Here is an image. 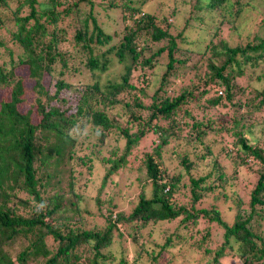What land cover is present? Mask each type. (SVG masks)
<instances>
[{"label": "trees", "instance_id": "obj_1", "mask_svg": "<svg viewBox=\"0 0 264 264\" xmlns=\"http://www.w3.org/2000/svg\"><path fill=\"white\" fill-rule=\"evenodd\" d=\"M152 1L0 0V264H128L126 256L106 250L114 233L122 237L120 226L135 246L146 225L178 221L179 231L164 236L161 252L149 257L150 264H169L198 218L222 229L220 245L203 264H220L231 255L240 264H264L263 236L253 230L264 218V147L250 141L255 124L245 123L264 112V34L249 30L246 21L255 7L251 0H193L197 13L218 10L220 20L195 63V54L178 45L187 44V26L171 33L167 16L146 11ZM111 8L120 28L107 33L99 19L109 18ZM228 26L236 34L244 29L245 36L226 42L220 33ZM114 64L121 65V74L109 79ZM160 67L159 84L143 101ZM28 95L32 107L21 112ZM220 110L230 111L232 119L209 114ZM83 128L84 139L92 140L86 147ZM149 134V151L137 153L133 168L131 150ZM106 139L115 144L107 157L97 158L92 148ZM223 160L248 166L257 177L248 211L236 202L230 225L213 205L199 207L229 180L220 171ZM99 165V191L130 168L139 188L127 214H112V198L94 197L96 209L107 212L103 227L88 226L82 191ZM176 192L187 194L189 203L176 202ZM161 253L169 258L160 263Z\"/></svg>", "mask_w": 264, "mask_h": 264}, {"label": "rangeland", "instance_id": "obj_2", "mask_svg": "<svg viewBox=\"0 0 264 264\" xmlns=\"http://www.w3.org/2000/svg\"><path fill=\"white\" fill-rule=\"evenodd\" d=\"M251 3L255 8L249 9V11H247L248 17L246 21L249 24L248 29H252L254 32H258L259 35H262L264 34V1L251 0ZM173 8L175 9V15L170 16L172 10H174ZM235 9L236 8L234 5L232 11ZM146 11L159 12L162 13V15L167 16L170 23L172 24V27L169 30L171 33H178L184 28V26H187L185 32L182 35L187 44L178 43V45L183 49H188L195 54V58L192 59V61L195 63L198 62V52H201L204 44L206 43V36H208L210 28L218 25L220 21L218 20V10H202L197 13L193 7V0H153L149 5H147ZM108 14L109 18L102 17L99 19V22L101 23L105 32L112 33L114 30H118V28H120V24L117 23L116 19V16H118V11L114 8H111L108 10ZM197 17L201 18L202 21H196L195 18ZM185 23H187V25H185ZM245 34L246 33L244 29L240 30V32H237V34L233 33V31H231L230 27L228 26V28H222L220 37L231 44L235 41H238L239 39H242ZM147 53L148 52L144 53V56L147 55ZM259 69L264 71V65L259 67ZM121 70L122 67L120 64L112 65L110 69L107 70L108 78L112 79L113 76L121 74L119 73ZM260 70H257L256 72ZM161 71L162 67L156 68L154 70L155 75L151 76L150 86L146 88L147 96L143 97V101L149 98V96L152 95L155 88L158 86L159 74ZM22 73L23 72L21 71L19 74ZM189 78L192 81L196 80V78L193 76V73L189 76ZM100 80V83L104 82L103 78ZM42 83L45 89L50 91L52 90V86L46 76L42 78ZM256 84L254 81H251L250 83L252 86H256ZM26 85L27 88H29L31 83H27ZM137 86H141V84ZM30 95L27 96L28 100ZM211 96H213L212 93ZM1 98H3L2 93H0V100ZM30 107H32V104L29 100L25 102L24 105H22L21 112H26L28 109H30ZM116 110H121L119 104L116 106ZM209 114H213V119H215L216 116H219V114L220 116L226 114L228 115L226 119H228V117L232 119L230 111H210ZM30 116L33 120L35 119L34 113ZM248 117L247 119L245 118V123L255 124L251 128L252 135L250 137V141L252 142V140L258 139V142L264 147V136H261L260 133V129L264 128V112H255L251 118H249V120ZM255 122L258 123L256 124ZM77 130L79 131L80 129ZM79 132L81 137H83V147H86L92 140L84 139L86 135V128H83ZM153 138L154 136L152 134L147 135L145 139H142L139 144L134 147L133 150H131L129 160H131L133 168L137 164V161L134 159V157H136L137 153L140 155L143 151H149L148 147L151 145L150 143ZM224 138L225 145H228L229 138H226L225 136ZM114 144L115 143L113 141L106 139L102 145L94 147L92 150L94 151V149H96L97 158L107 157L108 151L111 150V147ZM98 164L99 161L95 160V165ZM171 164L175 166L176 162L173 161ZM200 167H198V169L194 172H200ZM247 167L243 165L235 167L232 162L230 163L228 160H223V169L220 171L229 180L218 183L219 186L216 187L213 192L202 201L201 204H199V207L208 208L210 205H213L218 211L222 221L228 225H230L235 218L236 202L242 201L243 203L240 204V209L248 211L247 203L249 199V191L254 185L257 177L256 173L250 171ZM133 168H130L131 170L122 169L118 171L117 174L111 177V181L107 182L103 190L99 191V175L102 172V166L99 165L96 167L97 176L93 173L91 181L85 188H82L83 194L85 196V206H87L88 211L90 212V214L84 215V217L89 221L88 226L96 225L97 227H103L105 219L107 218V212L103 207L99 209V211L95 207L94 197H96L98 193L100 198L103 200L112 198L111 203L114 205L110 207L112 214L116 215L120 211L124 212L125 214L129 212L130 208L133 206L135 197L139 192V188L137 187L138 184L134 182V179L137 175ZM215 174L216 172L213 173L209 180H207L208 183L212 182ZM233 174L235 175L232 177ZM217 196L218 199H214V197ZM174 197L175 201L179 203L181 202V204H188L190 201V197L187 194L182 195L180 192H176ZM262 209L264 212V205L262 206ZM100 211L102 212L103 217L99 215ZM189 226L190 227L186 229L187 232L185 233L186 236L190 238L186 239L179 245V249L177 248L178 252L175 251V253H173V257L170 258L171 262H169V264H203L205 261H209L212 258L214 249L220 245L222 229L215 222L206 223L205 220L198 218L196 221H192ZM125 230L126 229L124 226H120V232L123 233L122 237H118L116 236V233H114L112 243L106 248V250L110 251L114 256L117 257L119 255L126 256L128 264H131L133 259H136L138 256L139 257L135 264H150V253L152 254L153 252L154 255L160 253V245L164 239V236L171 235V233H176V231H179V228L178 221L173 223L161 222L155 225L148 224L138 233L137 243L135 246L132 245L129 238L126 237ZM253 230L261 234L264 241V218L260 221L259 226L257 228H253ZM206 231H208V233L205 235ZM204 249H207L210 252L205 253ZM181 253L183 254V258H181ZM168 258L169 257L167 254L161 253L158 260L161 263L162 261H167ZM219 261L220 264H240L238 259L234 258V256L232 257V255L223 256V258H221Z\"/></svg>", "mask_w": 264, "mask_h": 264}, {"label": "clouds", "instance_id": "obj_3", "mask_svg": "<svg viewBox=\"0 0 264 264\" xmlns=\"http://www.w3.org/2000/svg\"><path fill=\"white\" fill-rule=\"evenodd\" d=\"M220 93V92H219Z\"/></svg>", "mask_w": 264, "mask_h": 264}]
</instances>
